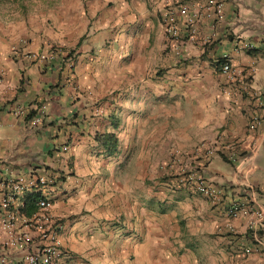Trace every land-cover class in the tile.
<instances>
[{
    "label": "crops",
    "instance_id": "obj_1",
    "mask_svg": "<svg viewBox=\"0 0 264 264\" xmlns=\"http://www.w3.org/2000/svg\"><path fill=\"white\" fill-rule=\"evenodd\" d=\"M202 1L60 0L56 17L18 15L0 1V191L5 177L58 175L47 193L63 264L108 263V215L135 216L123 248L137 264H264L243 254L246 218L225 213L232 198L264 208V0H226L221 19L203 14ZM180 3L195 31L188 37L176 15L169 39L160 16ZM52 45L58 57L29 58ZM223 57L232 77L220 71ZM108 132L132 191L120 200L97 194L108 154L94 136ZM181 168L222 194L206 198L175 178L172 189L144 193L145 178L158 183Z\"/></svg>",
    "mask_w": 264,
    "mask_h": 264
},
{
    "label": "built area",
    "instance_id": "obj_2",
    "mask_svg": "<svg viewBox=\"0 0 264 264\" xmlns=\"http://www.w3.org/2000/svg\"><path fill=\"white\" fill-rule=\"evenodd\" d=\"M152 1V0H149ZM226 0H203L197 5L205 15L221 19L222 8ZM198 14V11L196 12ZM176 15L183 18L188 28L189 36H193L195 14H190L186 4L180 3L174 10H165L161 13L160 24L164 34L169 39L178 37ZM29 58L44 60L53 57L50 53H29ZM220 71L233 76L234 70L226 58H221ZM40 109V108H39ZM35 114L30 118L31 124L39 123L42 109H34ZM15 113H21L20 109ZM257 121L252 119L248 128L254 129ZM212 150H207L210 155ZM58 175H25L17 174L14 177H5L1 181L0 191V264H63L66 250L60 238L62 228L60 219L52 213V200L47 193L52 182ZM197 193L209 199L218 198L222 188L206 182L195 170H188L182 178ZM182 179H179L181 181ZM39 192L40 197L36 208L29 214L25 213L22 198L24 193ZM228 218L245 217V230L250 246L243 248V254L257 252L264 258V241L261 240L260 231L264 224V208L246 199L232 198L226 205ZM232 230L231 226H228Z\"/></svg>",
    "mask_w": 264,
    "mask_h": 264
},
{
    "label": "rangeland",
    "instance_id": "obj_3",
    "mask_svg": "<svg viewBox=\"0 0 264 264\" xmlns=\"http://www.w3.org/2000/svg\"><path fill=\"white\" fill-rule=\"evenodd\" d=\"M2 2V10H4V6H8V10L14 11L18 15H38L39 12H43L45 14H51L53 17L60 15L58 12L61 7L60 0H0ZM73 0H66V3L72 4ZM81 4L83 8H86L84 0H81ZM13 12V13H14ZM58 49H61L57 46H50L47 49V53H50L54 57H58ZM117 140V138H116ZM106 152V151H105ZM107 153V152H106ZM118 153V154H117ZM108 154V153H107ZM121 156L119 155V151L117 152V142L116 149L112 153L108 154V182L102 185V190L98 191L97 194H117V198L120 200V194H128L129 190H124L123 185L125 179L122 178V163ZM158 170H162L163 168H157ZM164 170V169H163ZM190 168H181L178 169V173L162 174L158 183L153 182L152 179L145 178L143 181V188L145 194H152L153 192H161L162 189H172L174 187V178L176 179L177 185L179 186H190L186 182L183 181L182 178L188 173ZM193 170V169H192ZM124 179V180H123ZM179 179H182L179 181ZM135 181V178H133ZM165 183V184H164ZM168 184V186H167ZM134 186V192L137 190V183L132 184ZM194 190V189H193ZM140 190H138L139 193ZM195 191V190H194ZM165 192V191H164ZM196 192V191H195ZM197 193V192H196ZM167 194V192H166ZM199 194V193H198ZM119 219H112L111 215H108V263L106 264H137L135 262V257L133 252L127 253L130 248L125 247L123 244L127 241V237L131 234L136 233L134 229V223L136 222L135 216H132L131 219L125 220V223L122 222L121 216ZM129 218V216H127ZM114 220V221H113ZM110 222H115V224H110ZM132 227V230L130 229ZM118 229L120 233L115 237L113 230ZM112 230V231H111ZM132 245H135L138 241L133 237ZM163 244V242H162Z\"/></svg>",
    "mask_w": 264,
    "mask_h": 264
},
{
    "label": "trees",
    "instance_id": "obj_4",
    "mask_svg": "<svg viewBox=\"0 0 264 264\" xmlns=\"http://www.w3.org/2000/svg\"><path fill=\"white\" fill-rule=\"evenodd\" d=\"M35 110L32 109L31 113H34ZM94 139L99 142L101 146H103L104 150L110 154L116 149V137L115 134L112 132L108 133H100V134H95ZM40 197L39 192H27L24 193L22 202H23V207L21 208L25 213L29 214L36 208V202Z\"/></svg>",
    "mask_w": 264,
    "mask_h": 264
}]
</instances>
